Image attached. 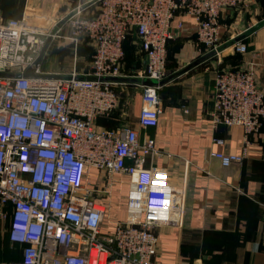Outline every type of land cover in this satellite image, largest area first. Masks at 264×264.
<instances>
[{
	"label": "built area",
	"instance_id": "built-area-1",
	"mask_svg": "<svg viewBox=\"0 0 264 264\" xmlns=\"http://www.w3.org/2000/svg\"><path fill=\"white\" fill-rule=\"evenodd\" d=\"M79 2L52 25L0 14V224L19 254L10 264H156L154 228L180 225L183 192L176 194L161 183L162 175L144 170L148 157L163 155L155 139L135 128H103L96 122L116 108L117 89L131 77L124 67L128 34L134 33L148 61L146 76L142 70L134 74L142 104L137 126L155 128L163 114L160 83L167 76L174 24L180 30L182 18L194 17L197 44L221 64L220 14L242 0ZM64 24L72 31L62 38L74 46L84 38L93 47L87 74L79 75L75 67L62 75L34 67L45 40L59 37ZM231 47L242 58L237 66L216 70L210 120L213 126L240 128L243 146L238 154L213 151L222 166L242 162L264 120L257 64L244 56L245 44L234 41ZM144 79L154 83L143 84ZM91 170L99 190L91 186ZM115 176L148 184L143 217L109 220L113 232L104 234L109 203L98 201V192L108 197Z\"/></svg>",
	"mask_w": 264,
	"mask_h": 264
},
{
	"label": "crops",
	"instance_id": "crops-1",
	"mask_svg": "<svg viewBox=\"0 0 264 264\" xmlns=\"http://www.w3.org/2000/svg\"><path fill=\"white\" fill-rule=\"evenodd\" d=\"M79 1L85 0H0V14L6 19L26 15L36 23L52 25L69 14ZM220 24L221 47L231 52L234 41L246 45L244 56L257 64L256 78L264 93V0H242L237 7L223 10ZM195 25L194 17L185 16L180 30L173 26L178 44L175 52L184 56L163 81L160 90L163 114L155 128L143 130L137 126L142 104L139 80L134 74L142 70V53L138 54L140 60L135 70L128 68L133 72L131 77L117 89L116 108L98 118L96 123L103 128H135L140 136L155 139L163 155L148 157L144 170L162 175L161 183L176 194L183 192L180 225L173 223L154 228L153 261L156 264H264V120L250 137L242 162L222 166L211 157L213 151L240 153L242 131L211 123L214 78L219 61L197 47ZM67 27V24L62 25L60 32L61 39L69 42L62 38L68 36L64 34ZM52 43L54 39L38 64L41 72L62 75L73 67L79 75L89 72L91 58L87 70L77 65L81 59L78 44L73 45L70 53L72 66L68 72H57L59 67H45L50 57L58 66L57 60L63 56L61 49L50 53ZM187 66L191 67L178 74ZM170 75L174 76L169 80ZM215 138L222 139L223 145L214 144ZM114 178L118 182L108 197L103 199L101 191L98 192V201L109 203L101 226L104 234L113 232L109 220L139 221L143 217L142 196L148 184L124 176ZM90 181L92 188L100 189L95 170H91Z\"/></svg>",
	"mask_w": 264,
	"mask_h": 264
},
{
	"label": "rangeland",
	"instance_id": "rangeland-1",
	"mask_svg": "<svg viewBox=\"0 0 264 264\" xmlns=\"http://www.w3.org/2000/svg\"><path fill=\"white\" fill-rule=\"evenodd\" d=\"M219 20H220V18H219ZM71 31H72V29L68 25L66 32L64 33L62 31V33L68 34V36H69V35H71ZM61 35H63V34L59 33V37L54 39V43H52V47H51L52 50L50 53L53 54L55 51L61 49L63 56L57 60L58 66H57V64L55 65L54 58L50 57L49 61H48L49 65L48 66L46 65L45 67H55V68L59 67V70L57 72L64 73V72H68L72 66V59L70 57V55H71L70 53L73 50L74 43L71 41L68 42V41L62 40L60 37ZM177 45H178L177 39L175 40V38L168 44L167 53H166V74L172 73L171 71L173 70V68L178 64V62H180V57L184 56V54L183 53L181 54V52H179V54H178V51H177V53L175 52ZM63 47H66V48L62 49ZM91 47H92V45L86 39H84V38L79 39V41H78V53H79V58H81V59H80V64L78 62L77 65H78V67L80 66V68L83 70H87V68H88V64L90 62V58H91V54H92V48ZM197 47L199 48L200 45L198 44ZM205 53L208 54V52H205ZM138 54H140L139 45H138L135 37L133 36V33H130L126 36L125 41H124V67H125V69L134 66V63H135L134 60H137V61L139 60ZM235 54L236 53L232 54L231 52L223 51L220 54V58H219V60L221 59V64L218 63L216 65V70L220 67H223L222 66L223 64L227 63L228 57L234 58ZM221 56H223V57L221 58ZM225 58H227L226 61H225ZM229 63L231 64V62H229ZM225 66L231 67L228 63L225 64ZM45 67H44V70H45ZM160 97L162 99V93H161ZM117 210L120 212L119 207ZM18 259H19V254H18L17 248L12 247L6 241L3 227L0 224V264H10L12 262L17 261Z\"/></svg>",
	"mask_w": 264,
	"mask_h": 264
},
{
	"label": "water",
	"instance_id": "water-1",
	"mask_svg": "<svg viewBox=\"0 0 264 264\" xmlns=\"http://www.w3.org/2000/svg\"><path fill=\"white\" fill-rule=\"evenodd\" d=\"M50 41H51L50 38H47V39L45 40V42H44V44H43V46H42V48H41V50H40V52H39V54H38L36 60H35V62H34V67H37V66H38V64H39L40 60L42 59V57H43V55H44V53H45V51H46V49H47V46L49 45ZM147 63H148V61H147V57L144 56V57H143L142 72H143V74H144L145 76H146V74H147ZM190 67H191V66H187V67L183 68V70H181L178 74H181V73L186 72ZM131 73L133 74V72H131ZM30 75H32V74L30 73ZM173 76H174V75H170L168 79L170 80ZM87 79H93V78L90 77V76H88ZM142 83H143V84H146V85H149V84H153L154 82L151 81V80H148V79H144V80H142ZM160 84L163 85L164 82H161Z\"/></svg>",
	"mask_w": 264,
	"mask_h": 264
},
{
	"label": "trees",
	"instance_id": "trees-1",
	"mask_svg": "<svg viewBox=\"0 0 264 264\" xmlns=\"http://www.w3.org/2000/svg\"><path fill=\"white\" fill-rule=\"evenodd\" d=\"M131 33H133V32H131ZM133 36L135 37V35H134V33H133ZM135 39H136V37H135ZM136 41H137V39H136ZM168 48V47H167ZM141 53V52H140ZM241 58H242V56L240 55V54H238V53H236L235 54V57L233 58H230V57H228V60H227V63L231 66V67H234V66H237L238 64H239V62L241 61ZM226 59L227 58H225V61H226ZM230 59V60H229ZM140 60V59H139ZM139 60L137 61V60H134V66L133 67H131V69L130 70H135V67H136V65H138L139 64ZM229 62H231V64L229 63ZM227 63H225V64H227ZM225 64H223L222 66H225Z\"/></svg>",
	"mask_w": 264,
	"mask_h": 264
}]
</instances>
